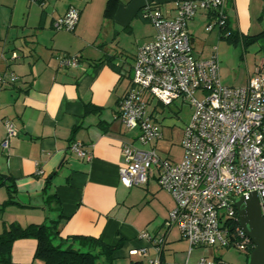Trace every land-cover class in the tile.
<instances>
[{
	"label": "crops",
	"instance_id": "0c3cea01",
	"mask_svg": "<svg viewBox=\"0 0 264 264\" xmlns=\"http://www.w3.org/2000/svg\"><path fill=\"white\" fill-rule=\"evenodd\" d=\"M175 1L0 0V74L19 78L0 85V175L14 181L18 202L4 207L8 190L0 187V234L11 224L26 227L64 218L59 227L63 240L88 236L112 246L122 242L113 264H153L158 256L167 262L187 258L189 244L175 226L167 233L162 253L141 238L143 232L152 237L165 232L175 201L160 188L155 174L141 188L121 183L122 144L139 145L137 130H125L117 118L137 51L155 35L142 11L157 4L173 17ZM70 7L80 12L78 25L73 31H56L54 23ZM226 14L230 27L243 36L264 32L263 23L256 22L258 15L262 20L264 0H228ZM189 32L197 58L208 59L216 50L224 85L241 87L255 74H264L263 36L243 49L245 70L223 76L220 47L230 44L220 36L216 13L199 11L189 22ZM62 55L78 56L79 67L60 68ZM5 120H11L17 132L8 150L1 147ZM160 127L163 139L156 150L163 159L179 162L184 128L176 159L172 142L168 149L164 146ZM74 141L83 143L91 160L69 151ZM37 244L35 239L16 241L10 264H44L35 258ZM140 249L146 254H130ZM200 256L193 251L190 260Z\"/></svg>",
	"mask_w": 264,
	"mask_h": 264
},
{
	"label": "built area",
	"instance_id": "2783aa9c",
	"mask_svg": "<svg viewBox=\"0 0 264 264\" xmlns=\"http://www.w3.org/2000/svg\"><path fill=\"white\" fill-rule=\"evenodd\" d=\"M227 4L228 0H176L173 17L157 4H148L142 11L155 35L138 49L130 86L119 102L117 118L125 130H137L139 145L123 142L120 181L127 188H141L155 174L160 188L174 198L175 207L164 233L152 237L143 232L141 238L162 253L167 233L175 226L189 244L184 261L167 262L158 256L153 264H236L204 255L192 262L190 257L201 248L234 250L248 257L254 250L240 225L235 202L264 195V74H255L241 87L224 85L216 50L208 59L197 58L189 32V22L199 11H214L221 27L227 20ZM79 20V10L70 7L54 28L73 31ZM79 65L78 56L59 57L62 69ZM18 80L13 73L0 74L2 86ZM175 102L192 109L179 162L163 159L155 148L163 139L156 103L168 107ZM4 126L1 147L8 150L17 132L11 120H5ZM69 151L81 159L92 158L80 141L72 142ZM261 212L264 219V205ZM130 254L145 255L146 249Z\"/></svg>",
	"mask_w": 264,
	"mask_h": 264
},
{
	"label": "trees",
	"instance_id": "16d2710c",
	"mask_svg": "<svg viewBox=\"0 0 264 264\" xmlns=\"http://www.w3.org/2000/svg\"><path fill=\"white\" fill-rule=\"evenodd\" d=\"M108 11V10H107ZM220 36L232 46L242 44L244 49L255 44L264 32L254 36H243L230 27L229 20L220 27ZM0 175V187L6 186L8 200L3 205L18 204L16 200L17 190L14 181ZM51 185V177L45 182L44 194H48ZM49 198H52L50 196ZM64 218L49 221L44 224H31L22 227L18 224L7 226L0 234V264H10L12 247L16 241L24 239H35L37 248L35 258L44 264H113L114 254L122 247V242L117 245H108L100 238L88 236H73L63 240L60 237V224ZM239 224V222H236ZM58 242V244H57Z\"/></svg>",
	"mask_w": 264,
	"mask_h": 264
},
{
	"label": "rangeland",
	"instance_id": "374dc122",
	"mask_svg": "<svg viewBox=\"0 0 264 264\" xmlns=\"http://www.w3.org/2000/svg\"><path fill=\"white\" fill-rule=\"evenodd\" d=\"M262 20L259 19L260 15L257 17V23L260 25L263 23L264 26V14L261 15ZM255 23V25H258ZM262 25V24H261ZM264 37V36H263ZM249 48V47H248ZM247 48V49H248ZM244 47L242 44H239L238 47L223 45L220 47V50L224 51V54L220 56L221 58V66L223 68V76L227 74H239L246 68L243 51ZM157 107H159V114L161 121L159 122L161 126H163L165 142L164 146L168 149L170 142L173 144L172 148V156L174 158H179L181 154V149L178 144L180 139V133L184 126L189 122L192 116V109L188 104H181L179 102H175L171 106L162 107L156 103ZM204 255L208 257H218L225 259L229 262L236 264H246L248 256L237 253L234 250L226 251V250H217V249H196L194 250V255Z\"/></svg>",
	"mask_w": 264,
	"mask_h": 264
},
{
	"label": "water",
	"instance_id": "95a60500",
	"mask_svg": "<svg viewBox=\"0 0 264 264\" xmlns=\"http://www.w3.org/2000/svg\"><path fill=\"white\" fill-rule=\"evenodd\" d=\"M193 44V41L191 39ZM264 205V195L253 194L248 198L236 200L235 206L238 219L243 230L254 244V250L246 264H264V219L261 206Z\"/></svg>",
	"mask_w": 264,
	"mask_h": 264
}]
</instances>
